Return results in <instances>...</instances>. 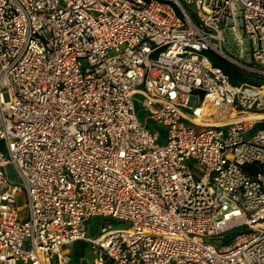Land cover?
Masks as SVG:
<instances>
[{
	"label": "built area",
	"instance_id": "obj_1",
	"mask_svg": "<svg viewBox=\"0 0 264 264\" xmlns=\"http://www.w3.org/2000/svg\"><path fill=\"white\" fill-rule=\"evenodd\" d=\"M211 52L264 77V0H0L1 264H264V118L219 119L264 87Z\"/></svg>",
	"mask_w": 264,
	"mask_h": 264
},
{
	"label": "rangeland",
	"instance_id": "obj_2",
	"mask_svg": "<svg viewBox=\"0 0 264 264\" xmlns=\"http://www.w3.org/2000/svg\"><path fill=\"white\" fill-rule=\"evenodd\" d=\"M231 39H233V35L231 36ZM243 42L244 44H247L246 36H243ZM133 99H134L136 114L138 115L140 119L143 120L145 108L141 104L142 97H140L139 95H134ZM148 125H150L151 128H154L152 123H149ZM8 170H9L10 176L12 177V180L16 181V172L13 166L9 165ZM16 197H17V204L21 205L24 201L23 190L21 188L19 189ZM97 223L98 222L96 219H92L88 223L87 230H86L87 236H94L96 234ZM113 225L116 228L124 229L127 227L128 224L125 221H118V222H115ZM66 248H68L69 253H70L71 264H93L95 260V255L93 253V249L89 242L85 240H81V239L76 240L74 242L67 244Z\"/></svg>",
	"mask_w": 264,
	"mask_h": 264
},
{
	"label": "trees",
	"instance_id": "obj_3",
	"mask_svg": "<svg viewBox=\"0 0 264 264\" xmlns=\"http://www.w3.org/2000/svg\"><path fill=\"white\" fill-rule=\"evenodd\" d=\"M210 57L213 64L222 67L229 74L232 82L234 83L249 82L255 85L257 84L261 86L264 85V83L258 82L264 77L256 75L254 72H251L249 70L243 69L216 53L211 52ZM250 168H249V172L250 171L252 172L259 169V166L252 165Z\"/></svg>",
	"mask_w": 264,
	"mask_h": 264
},
{
	"label": "bare ground",
	"instance_id": "obj_4",
	"mask_svg": "<svg viewBox=\"0 0 264 264\" xmlns=\"http://www.w3.org/2000/svg\"><path fill=\"white\" fill-rule=\"evenodd\" d=\"M264 87V85H262ZM209 109H212L210 105H208ZM219 119L222 122H230L232 120L238 119V118H248V117H259L264 118V113H252L247 111H232L230 114L226 113L225 111L221 110L219 114Z\"/></svg>",
	"mask_w": 264,
	"mask_h": 264
}]
</instances>
